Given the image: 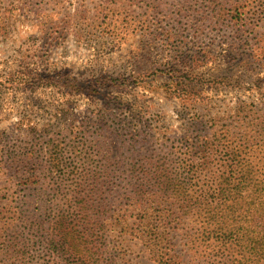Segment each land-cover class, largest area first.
<instances>
[{"label":"rangeland","instance_id":"rangeland-1","mask_svg":"<svg viewBox=\"0 0 264 264\" xmlns=\"http://www.w3.org/2000/svg\"><path fill=\"white\" fill-rule=\"evenodd\" d=\"M20 1L25 9L0 30V227L15 206L38 217V206L67 208L74 171L84 176L77 201L89 190L105 207L93 219L111 264H155L136 236L147 199L132 198L134 174L163 164L204 192L222 172L224 147L244 141L254 143L243 165L264 169L262 0L241 1V25L186 11L201 0ZM232 123L236 139L225 130ZM189 169L194 178L184 179ZM256 219L227 246L204 239L194 259L185 215L167 222L186 264H251L245 245L264 226Z\"/></svg>","mask_w":264,"mask_h":264},{"label":"trees","instance_id":"trees-1","mask_svg":"<svg viewBox=\"0 0 264 264\" xmlns=\"http://www.w3.org/2000/svg\"><path fill=\"white\" fill-rule=\"evenodd\" d=\"M241 1L201 0L199 6L188 3L186 11L193 15L204 14L206 17L203 20L241 25V13L246 8ZM261 6L264 8V0L261 1ZM18 9H25L24 1L14 0L9 6L2 7L0 0V30H6L7 19L14 16ZM231 10H234L236 15L230 17L227 13ZM213 13L217 17H214ZM6 82L13 85L15 80L10 78ZM179 89L176 86V91ZM232 125L233 123L225 125V130L236 139L232 134ZM216 138L218 141H224L226 136L219 135ZM253 143L254 141L251 144L250 141L241 142L244 147L226 145L224 148L227 158L223 159L222 172L204 192L194 190L190 183H184L182 173L174 172V176L170 174L163 164L153 171L142 169V174H134V181L130 183L132 198L147 199L142 203L138 226L140 229L136 236L143 242L155 264H186L175 250V228L167 222L171 217L175 220L185 215L188 223L193 226L194 231L190 237L188 232L186 233L188 238L185 242L188 253L192 252V259L201 254L200 248L211 238L218 240L222 237L221 244L227 246L228 240L235 235L236 230L246 229L242 223L246 222L248 217H257L252 223L258 219L264 223V169H254L252 164V167L244 166V159H239L240 153L252 150ZM58 149L53 145V155H56ZM53 165L62 167L63 157L55 156ZM194 174L193 169H189L184 179L190 176L194 178ZM83 179L82 174L70 172L69 181H74L77 186L72 191L71 199L67 201V208L55 210L59 207V204L55 203L53 208L42 211V207L38 206L35 211L40 212L39 217L36 214H28L21 206H15L9 211L11 216L0 227V264L113 262L114 252L101 243L93 219V213L99 214L101 208L105 207L91 201L93 195L89 190H81L83 195L80 194L77 201V190L81 187ZM55 193L54 191V195ZM164 198L169 201L164 202ZM254 228L258 230L254 231L257 237L251 238L245 248L253 256L250 258L251 264H264V226ZM186 229L189 227L186 226ZM215 255L220 254L215 252Z\"/></svg>","mask_w":264,"mask_h":264}]
</instances>
